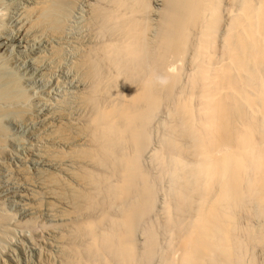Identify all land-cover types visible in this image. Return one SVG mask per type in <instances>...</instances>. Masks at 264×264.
Returning <instances> with one entry per match:
<instances>
[{"label": "bare ground", "instance_id": "obj_1", "mask_svg": "<svg viewBox=\"0 0 264 264\" xmlns=\"http://www.w3.org/2000/svg\"><path fill=\"white\" fill-rule=\"evenodd\" d=\"M153 1L95 5L60 263L264 264V0Z\"/></svg>", "mask_w": 264, "mask_h": 264}, {"label": "rangeland", "instance_id": "obj_2", "mask_svg": "<svg viewBox=\"0 0 264 264\" xmlns=\"http://www.w3.org/2000/svg\"><path fill=\"white\" fill-rule=\"evenodd\" d=\"M44 1L0 0V264H61L59 236L73 217L69 172L79 164L70 154L89 115L83 57L100 40L98 0H58L60 11L38 21Z\"/></svg>", "mask_w": 264, "mask_h": 264}]
</instances>
